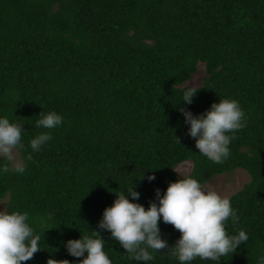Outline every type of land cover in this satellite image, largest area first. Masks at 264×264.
Masks as SVG:
<instances>
[{"label":"trees","instance_id":"trees-1","mask_svg":"<svg viewBox=\"0 0 264 264\" xmlns=\"http://www.w3.org/2000/svg\"><path fill=\"white\" fill-rule=\"evenodd\" d=\"M200 63L206 76L188 104L185 83ZM223 98L239 102L246 126L216 164L199 153L181 109L199 117ZM42 111L63 123L37 128ZM0 118L23 126L16 150L25 170L0 158V202L26 212L40 236L25 264H80L87 253L72 256L67 242L95 230L112 264H181L171 254L181 233L162 217L168 248L149 249L150 261L129 259L99 224L116 193L159 205L157 190L162 197L182 179L174 169L188 160L185 176L202 185L237 168L250 175L230 197L239 222H226L230 236L243 230L248 240L217 261L190 264L264 257V0H0ZM43 132L52 139L35 151L30 141Z\"/></svg>","mask_w":264,"mask_h":264},{"label":"clouds","instance_id":"clouds-1","mask_svg":"<svg viewBox=\"0 0 264 264\" xmlns=\"http://www.w3.org/2000/svg\"><path fill=\"white\" fill-rule=\"evenodd\" d=\"M196 93L194 87L188 88L183 94V101L191 104ZM181 111L184 112L186 122L191 125L189 134L196 138L199 153L216 164L224 163L230 156L229 145L236 138L235 133L246 126L245 113L239 102L231 98L220 99L219 103H213L211 109L199 117H194L184 109ZM62 123V116L56 112L42 111L36 127L53 129ZM22 131L21 124L0 118V158L14 161V150L24 147L21 143ZM51 139L50 132H43L30 141V146L39 151ZM28 159H31V155ZM24 170L21 164L15 165V171L23 173ZM2 171H10L8 164L3 166ZM175 171L183 178L170 183L162 197L157 190L159 205L153 202L146 209L130 201L123 192L116 193L118 198L105 209L99 227L110 231L112 237L130 254L129 259L136 261L152 260L154 257L149 249L161 251L168 248L167 241L161 238V217L164 223L171 224L181 233L171 250V254L178 257L181 264H190L196 258L217 261L235 252L242 242L248 240V236L243 230L231 236L226 231L229 218L233 223L239 222L230 199L205 188L197 179L185 176L179 170ZM155 178L154 175L148 177L150 181ZM128 193L134 199H139L140 193L135 189H129ZM27 220L26 212L0 211V264H25L41 250L40 236L34 234ZM104 242L100 232L95 230L91 236L81 235L80 239L69 240L67 249L78 258L87 253L80 264H112L104 250ZM47 264L71 262L66 259H48ZM259 264H264V257Z\"/></svg>","mask_w":264,"mask_h":264},{"label":"rangeland","instance_id":"rangeland-1","mask_svg":"<svg viewBox=\"0 0 264 264\" xmlns=\"http://www.w3.org/2000/svg\"><path fill=\"white\" fill-rule=\"evenodd\" d=\"M206 76V68L205 65L200 63L198 67V71L195 72L191 79L187 81L185 84L194 88H198L203 84L204 77ZM14 161L13 164H21L20 156L17 150H14ZM193 168V161L188 160L180 163L175 167V170H179L184 175H188ZM175 173L180 176L178 172ZM250 175L248 172L242 168L234 169L233 171L225 172L223 174H218L211 178L208 182H206L203 186L207 189L215 190L222 196L230 197L243 188L245 183L249 182ZM1 211L5 209L4 201L0 202Z\"/></svg>","mask_w":264,"mask_h":264}]
</instances>
